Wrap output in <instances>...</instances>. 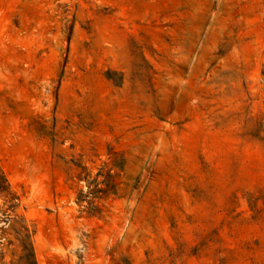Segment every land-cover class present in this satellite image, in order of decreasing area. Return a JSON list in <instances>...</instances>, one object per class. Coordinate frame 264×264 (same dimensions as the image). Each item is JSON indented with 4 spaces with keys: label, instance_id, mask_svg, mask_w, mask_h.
<instances>
[{
    "label": "rangeland",
    "instance_id": "374dc122",
    "mask_svg": "<svg viewBox=\"0 0 264 264\" xmlns=\"http://www.w3.org/2000/svg\"><path fill=\"white\" fill-rule=\"evenodd\" d=\"M0 171V264H264V0H0Z\"/></svg>",
    "mask_w": 264,
    "mask_h": 264
},
{
    "label": "trees",
    "instance_id": "16d2710c",
    "mask_svg": "<svg viewBox=\"0 0 264 264\" xmlns=\"http://www.w3.org/2000/svg\"><path fill=\"white\" fill-rule=\"evenodd\" d=\"M1 177H3L2 176V173H1V171H0V178ZM5 191H4V189H3V187L0 185V194H3ZM29 251V253H30V258L32 257V259H33V252H32V247L30 246V249L28 250Z\"/></svg>",
    "mask_w": 264,
    "mask_h": 264
}]
</instances>
